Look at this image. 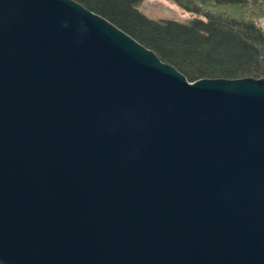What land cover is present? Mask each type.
<instances>
[{
  "label": "water",
  "instance_id": "obj_1",
  "mask_svg": "<svg viewBox=\"0 0 264 264\" xmlns=\"http://www.w3.org/2000/svg\"><path fill=\"white\" fill-rule=\"evenodd\" d=\"M0 264H264V77L191 82L75 0H0Z\"/></svg>",
  "mask_w": 264,
  "mask_h": 264
},
{
  "label": "trees",
  "instance_id": "obj_2",
  "mask_svg": "<svg viewBox=\"0 0 264 264\" xmlns=\"http://www.w3.org/2000/svg\"><path fill=\"white\" fill-rule=\"evenodd\" d=\"M104 17L191 82L209 78L264 77V27L252 18L208 12V1L220 7L245 8L249 0H174L195 18H148L140 11L145 0H75Z\"/></svg>",
  "mask_w": 264,
  "mask_h": 264
},
{
  "label": "rangeland",
  "instance_id": "obj_3",
  "mask_svg": "<svg viewBox=\"0 0 264 264\" xmlns=\"http://www.w3.org/2000/svg\"><path fill=\"white\" fill-rule=\"evenodd\" d=\"M203 9L212 13H228L229 16L252 18L264 27V0H249L248 5L241 9L220 7L213 1H208L203 4ZM140 11L150 19L176 20L182 23L189 22L196 17L194 13L181 8L174 0H145L140 6Z\"/></svg>",
  "mask_w": 264,
  "mask_h": 264
}]
</instances>
